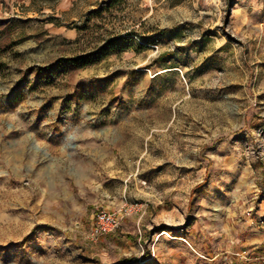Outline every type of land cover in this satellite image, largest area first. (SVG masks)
Returning a JSON list of instances; mask_svg holds the SVG:
<instances>
[{
	"label": "rangeland",
	"instance_id": "rangeland-1",
	"mask_svg": "<svg viewBox=\"0 0 264 264\" xmlns=\"http://www.w3.org/2000/svg\"><path fill=\"white\" fill-rule=\"evenodd\" d=\"M262 255L264 0H0V264Z\"/></svg>",
	"mask_w": 264,
	"mask_h": 264
},
{
	"label": "built area",
	"instance_id": "built-area-1",
	"mask_svg": "<svg viewBox=\"0 0 264 264\" xmlns=\"http://www.w3.org/2000/svg\"><path fill=\"white\" fill-rule=\"evenodd\" d=\"M133 206H122L116 210L99 209L93 216V223L90 228L88 237L96 241L100 237L111 233L119 227L124 216L133 212ZM262 264H264V255L260 256Z\"/></svg>",
	"mask_w": 264,
	"mask_h": 264
}]
</instances>
